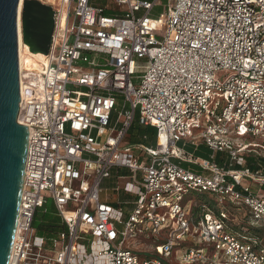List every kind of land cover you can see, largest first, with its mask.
Returning a JSON list of instances; mask_svg holds the SVG:
<instances>
[{"label": "built area", "instance_id": "built-area-1", "mask_svg": "<svg viewBox=\"0 0 264 264\" xmlns=\"http://www.w3.org/2000/svg\"><path fill=\"white\" fill-rule=\"evenodd\" d=\"M113 1L44 2L55 12L49 55L20 71L18 122L29 135L9 264H264V238L231 232L227 207L264 222V164L248 166L256 152L237 137H264V0H173L159 16V0ZM119 97L130 109L119 113ZM136 112L155 145L125 143ZM191 139L229 163L178 165L192 158L177 144ZM121 169L127 211L100 197ZM202 194L217 212L190 207ZM48 202L62 224L40 235L34 221ZM140 238L156 255L139 257Z\"/></svg>", "mask_w": 264, "mask_h": 264}, {"label": "water", "instance_id": "water-1", "mask_svg": "<svg viewBox=\"0 0 264 264\" xmlns=\"http://www.w3.org/2000/svg\"><path fill=\"white\" fill-rule=\"evenodd\" d=\"M21 0H0V264H9L25 178L28 126L18 122L20 64L18 12ZM55 12L41 0H23L22 32L45 52L55 28ZM43 51V52H44Z\"/></svg>", "mask_w": 264, "mask_h": 264}, {"label": "rangeland", "instance_id": "rangeland-1", "mask_svg": "<svg viewBox=\"0 0 264 264\" xmlns=\"http://www.w3.org/2000/svg\"><path fill=\"white\" fill-rule=\"evenodd\" d=\"M43 2H46L48 0H41ZM92 3L94 5H99V6H105L106 4L112 6L114 5V1L113 0H92ZM173 3V0H159L158 4L154 7L153 11H152V15L154 16H159V14L163 13L166 11V8L169 4ZM22 25V23H21ZM22 27V26H21ZM22 50H23V46H22ZM19 60H20V53H19ZM24 61V59H23ZM144 61H142L141 65H143ZM141 70L144 68L143 66H141ZM224 74L222 75H218V78H220L222 81L224 80ZM130 109V106L127 102H125L123 97H119L118 98V111L120 112H124L125 110ZM119 113L116 112L115 114V119L118 118ZM138 117H139V113L136 112V119L134 122V126L137 128L136 130L141 131V133L145 132V129L143 128V126H141L138 122ZM134 129V128H133ZM132 132V128L130 129L128 136L131 135ZM238 135V134H237ZM127 139V138H126ZM128 140V139H127ZM141 142H145L143 139L140 140ZM242 142H246L247 144L251 145V149H253V152H256V154L258 156H264V137H253V136H244L241 140ZM153 142H156L155 137L153 138ZM131 144H133L131 142ZM215 153V155H218L219 160H222V157H226V154L223 152H213ZM226 160V159H225ZM193 169L196 170L197 167L193 166ZM127 175H130V173L127 171ZM106 187H108L109 189H113V185L111 184H106ZM257 188V187H256ZM261 190H263L261 188ZM261 193H263L261 191ZM198 194H196V192H192L190 194V196L192 197H196ZM214 198L211 197L210 195L208 196L206 203L210 202L211 200H213ZM194 200V201H193ZM203 199L199 197L196 199H192V201L189 203L191 208L196 207L197 203H200ZM216 202V201H215ZM214 202V203H215ZM213 211L217 212L219 210L218 206H213L212 207ZM245 212V211H244ZM233 215V214H232ZM236 224H240V220H235ZM62 222H61V218L59 217L57 210L54 206L53 203H49L47 205H45L43 208L39 209L38 211V215H37V221H36V230L37 233H41V230L45 227H52V226H61ZM259 226L262 227L264 226V223L259 222ZM258 225V224H257ZM254 226V225H253ZM263 228V227H262ZM231 232H234L236 234L238 233H242V234H247L250 235V232L248 231L247 228L244 227H240V229H232ZM163 237L167 236V231H163ZM251 236V235H250ZM159 242H163V239H160ZM131 239H127L126 245H130ZM156 244L155 242H153L150 239H145V238H140L139 240H137V242L135 243V248L137 249V251L141 252L139 253V257L141 259H144L146 257V255H156ZM263 248H264V244H262ZM105 260H107L105 258ZM170 264H175L173 263V260H170ZM98 264V263H97Z\"/></svg>", "mask_w": 264, "mask_h": 264}, {"label": "crops", "instance_id": "crops-1", "mask_svg": "<svg viewBox=\"0 0 264 264\" xmlns=\"http://www.w3.org/2000/svg\"><path fill=\"white\" fill-rule=\"evenodd\" d=\"M141 126H143V125H141ZM143 128H147V126H143ZM151 129H152V127L148 128V131H153L154 137L156 139V130H155V128H153L152 130ZM129 131H130V129H129ZM148 135H152V133L151 134L148 133ZM244 136H248V134H246V135L244 134V135L237 136V137L240 140H242V138ZM126 138H125V143L127 142V143L131 144L130 143V135L128 136V134H127ZM143 138H144V136H143ZM155 143L153 142L152 145H155ZM140 144L150 145L148 143H142V142L134 143L132 145L137 146V145H140ZM177 146L179 148H181L186 153V155L190 156L192 159H188V158H186V159L174 158L173 161L175 163H177L178 165L182 166L183 168L189 169V170H191L193 172H196V173H201L203 171L201 166H200V164H199L203 160H210V159L213 158L220 165H226V164L229 163V156H228L227 152L218 151V153L219 152H223V153L226 154V157H222V160L221 159L219 160L218 155L216 156L215 153H213L215 151H213L211 148H209L200 139H197V140H194V141L192 139L191 140H182V141H180L177 144ZM249 147H251V145L248 144V149H251ZM137 152H138V154L140 153L139 150H137ZM244 156H245V159H246V163H247V158L248 157H254L255 156L256 157V161H259V157H264V156H258L257 154H253V153H246ZM193 166L197 167V169L194 170ZM255 166L256 165H254L253 167H255ZM127 171L128 170H126V169L113 170L111 177H109V178H107V179H105L103 181V183H102V191H101V194H100V197H101L102 201L107 202L109 204H112L113 206H116V207L121 206V207L124 208L125 211H127L129 209L130 205L128 203L125 204L124 202L125 201L127 202V199L130 198V196L126 192H124L123 190H119V191L116 190V187H117L118 183L120 182L117 179V175L120 174V175L129 176V175H127ZM106 184L113 185V189H109L108 187H106ZM261 191L264 194V190H261ZM48 203H52V202H48ZM245 209L248 210L247 208H245Z\"/></svg>", "mask_w": 264, "mask_h": 264}, {"label": "trees", "instance_id": "trees-1", "mask_svg": "<svg viewBox=\"0 0 264 264\" xmlns=\"http://www.w3.org/2000/svg\"><path fill=\"white\" fill-rule=\"evenodd\" d=\"M135 122V121H134ZM134 124V123H133ZM132 124L131 128H132V132L130 135V143L132 142L134 143H139L141 142L140 140L143 139L145 142L142 143H148L150 145L153 144V138H154V134L153 131H148V128H150L151 126H147V128L145 129L144 133H141L140 129L136 130L137 128ZM130 128V129H131ZM134 128V129H133ZM153 129V127H152ZM151 129V130H152ZM152 133V135H148ZM146 135V139L143 138V136ZM264 164V157H259V161H256V157H248L247 158V165L251 166L252 168H258L259 167V163ZM254 165H256L255 167H253ZM262 189L264 190V185L262 187ZM209 195L207 194H202L200 196H198L197 198L199 199L202 198L203 200L201 201L202 203H206V200L208 198ZM200 202V203H201ZM215 200H211L210 202L206 203L209 207H213V206H217V203L215 202ZM49 204V203H48ZM199 204V203H197ZM47 205V204H46ZM228 209L231 212V215L234 216L235 218H237L238 220H240V224H234V229H240V227H245L248 229V231L250 232L251 235H253L254 237H259V238H264V226L260 227L259 224L257 222H254L251 213L245 209V207L243 206H238L235 204H228ZM194 210L198 209V206L193 208ZM245 211V212H244ZM37 215L35 217V221H34V226L36 227V221H37ZM264 223V222H263ZM258 224V225H257ZM254 225V226H253ZM57 230V226H52V227H45L41 230V233H39L40 235H44V234H50L51 232H55Z\"/></svg>", "mask_w": 264, "mask_h": 264}, {"label": "bare ground", "instance_id": "bare-ground-1", "mask_svg": "<svg viewBox=\"0 0 264 264\" xmlns=\"http://www.w3.org/2000/svg\"><path fill=\"white\" fill-rule=\"evenodd\" d=\"M22 3L23 0L20 1L19 12H18V37H19V53H20L19 64H20L21 75L23 74L24 71H32L37 69L40 61L42 60L46 52L41 47L37 46L30 37L25 36L22 32V27H21ZM22 46H23V50H22ZM162 143L163 141L161 140V144Z\"/></svg>", "mask_w": 264, "mask_h": 264}]
</instances>
